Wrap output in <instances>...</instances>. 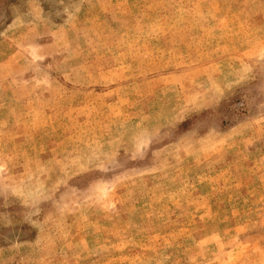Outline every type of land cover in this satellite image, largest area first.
Here are the masks:
<instances>
[{
    "label": "rangeland",
    "instance_id": "rangeland-1",
    "mask_svg": "<svg viewBox=\"0 0 264 264\" xmlns=\"http://www.w3.org/2000/svg\"><path fill=\"white\" fill-rule=\"evenodd\" d=\"M0 264H264V0H0Z\"/></svg>",
    "mask_w": 264,
    "mask_h": 264
}]
</instances>
